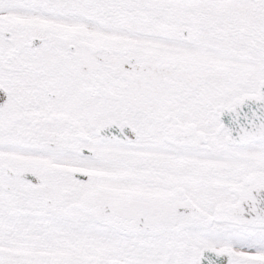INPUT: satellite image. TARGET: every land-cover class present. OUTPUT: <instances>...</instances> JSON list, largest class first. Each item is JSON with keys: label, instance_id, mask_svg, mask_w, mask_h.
<instances>
[{"label": "snow or ice", "instance_id": "snow-or-ice-1", "mask_svg": "<svg viewBox=\"0 0 264 264\" xmlns=\"http://www.w3.org/2000/svg\"><path fill=\"white\" fill-rule=\"evenodd\" d=\"M0 264H264V0H0Z\"/></svg>", "mask_w": 264, "mask_h": 264}]
</instances>
